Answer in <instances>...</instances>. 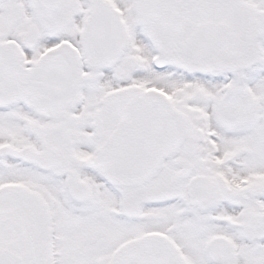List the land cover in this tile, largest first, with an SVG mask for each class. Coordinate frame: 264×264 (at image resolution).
I'll return each instance as SVG.
<instances>
[{
  "label": "snow or ice",
  "instance_id": "1",
  "mask_svg": "<svg viewBox=\"0 0 264 264\" xmlns=\"http://www.w3.org/2000/svg\"><path fill=\"white\" fill-rule=\"evenodd\" d=\"M0 264H264V0H0Z\"/></svg>",
  "mask_w": 264,
  "mask_h": 264
}]
</instances>
